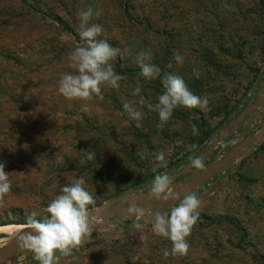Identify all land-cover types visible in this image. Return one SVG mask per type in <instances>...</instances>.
<instances>
[{
  "label": "rangeland",
  "instance_id": "rangeland-1",
  "mask_svg": "<svg viewBox=\"0 0 264 264\" xmlns=\"http://www.w3.org/2000/svg\"><path fill=\"white\" fill-rule=\"evenodd\" d=\"M29 1L40 9L51 8L52 16L59 13L75 32L62 30L47 16L27 19L39 31L36 40L21 45L24 52L21 71L25 80L16 86L27 96L22 101L23 114H31L38 123H33V118L25 121L41 126L47 131L46 137L63 138L64 142L52 149L11 145L7 138L16 137V132L22 129L15 122L16 132L0 136L3 142L0 163L5 165L7 173L24 170L27 173L30 165L46 172L48 168H57L59 163L68 171L72 166L82 172L94 171L96 182L91 194L95 203L88 210L142 190L149 193L148 187L159 172L172 176L190 170V160L203 154L204 145H211L213 138L227 134L225 130L230 124V128L239 125L248 107L264 99V17L259 14L255 0ZM126 2L131 4V16L137 23L122 13ZM89 7L94 13L96 10L102 13L99 17L94 14L89 21L103 26L98 39L120 49L118 56L123 70L136 68L139 72L123 76L119 88L103 85V99H67L58 91V80L65 73L77 74L68 57L83 43L77 13ZM142 50L151 52L149 62L161 69L159 77L146 80L140 75L135 57ZM175 53L183 57L182 65L174 60ZM111 64L116 72V63L111 61ZM194 69L199 72V78L194 76ZM165 73L179 75L193 94L206 97L207 110L195 108L194 112L177 107L169 121L158 128V112L147 105L157 104L158 96L165 91L161 82ZM137 85L141 92L133 96L131 93ZM141 96L146 101L144 105L139 103ZM249 98L252 104L233 121L235 113ZM124 103L132 104L142 113L140 127L124 111ZM200 114L212 136L209 143L203 140L200 131L192 134L193 125L198 129ZM260 119L259 116L257 120H249L260 123ZM3 124L1 129L9 127L4 121ZM39 132L34 126L33 136ZM257 133L264 135V119L254 136ZM159 152L165 154L167 167L154 171L157 164L154 154ZM89 153L92 159H88ZM236 162L232 169L228 168L225 174L195 192L201 202L199 214L204 217H199L187 237L190 244L187 255L163 256L172 243L153 232V220L147 224L142 221L149 209L136 198L137 207H144L143 215L132 219L136 231L90 240L123 229L120 226L128 222L131 212L124 209L122 216L114 217L112 223L98 217L91 222V236L85 237L72 255L61 257L59 264H264V141ZM178 177L173 178L174 183ZM24 192L31 193L28 189ZM112 205L109 214L117 211ZM13 206L0 202V224L25 220ZM172 207L164 213L170 214ZM116 219L119 221L114 223ZM17 225L28 227V224ZM19 232L0 234V249ZM17 264H39V261L29 251Z\"/></svg>",
  "mask_w": 264,
  "mask_h": 264
},
{
  "label": "clouds",
  "instance_id": "clouds-1",
  "mask_svg": "<svg viewBox=\"0 0 264 264\" xmlns=\"http://www.w3.org/2000/svg\"><path fill=\"white\" fill-rule=\"evenodd\" d=\"M95 14L99 17L102 13L91 7L86 11L77 13L79 18V37L83 42L76 46L69 54V61L72 67L77 70V74L65 73L58 80V91L67 99H79L88 101L94 97L103 99L102 86L119 88V81L123 76L116 74L111 61L116 58L119 48H113L105 39H98L103 32V26L90 24L89 21ZM152 58L150 51H140L136 54L135 62L140 68V75L146 80L159 77L161 69L149 61ZM177 64H183V57L179 53L174 54ZM169 68L172 64L168 65ZM194 76L199 78V72L194 69ZM165 89L163 94L158 96V103L152 105L148 103L150 110L158 112L160 123L158 128L169 121L173 110L177 107L186 109L199 108L201 111L207 110L209 101L206 97H199L193 94L185 81L174 73H165L162 78ZM141 87L137 85L133 96L139 95ZM139 103L144 105L145 99L141 96ZM124 111L135 120L136 126L140 127L142 113L136 110L132 104L124 103ZM198 129L192 126V134L197 135ZM143 158L142 153H138ZM157 161L156 168L167 167V159L163 152L154 154ZM88 159H92V154H88ZM191 167L203 171L206 164L203 158L193 157L190 160ZM83 178L77 179L74 183L64 186L61 194L58 195L47 206L46 212L50 213V218L43 220L36 219L38 213L32 212L28 217V226L32 230L21 237V247L30 250L39 264H59L61 257L72 255L73 250L82 243L83 239L91 236L92 224L89 220V205L95 203L93 195L84 187ZM173 177L166 172H159L155 175L152 183L148 187L150 196L157 201H167L174 198ZM9 173L5 171V165L0 163V200L11 191ZM200 200L195 193L186 195L178 205L170 210V214L156 212L152 222L153 232L171 241V249H165L163 256H184L188 254L190 244L187 237L190 236L194 225L199 219ZM130 212H137L143 215L140 209H129Z\"/></svg>",
  "mask_w": 264,
  "mask_h": 264
},
{
  "label": "trees",
  "instance_id": "trees-1",
  "mask_svg": "<svg viewBox=\"0 0 264 264\" xmlns=\"http://www.w3.org/2000/svg\"><path fill=\"white\" fill-rule=\"evenodd\" d=\"M254 4L255 6H258L259 14L264 17V0H255ZM50 11L51 8H48V10L40 9L38 6L33 5L29 0H11L10 3L9 1L6 3L5 0H0V127L4 125L3 121L9 125V127L4 130L0 128V136L13 134L16 129L15 122H18L22 125V129L20 131L18 130V132L15 131L17 134L16 137L7 138V140L11 145H17L19 148L32 146L33 149H52L55 148L58 143L64 142L63 138H55L54 136L46 137L44 133H47V131L42 130L41 126L30 124L25 121L27 118H33V123H38V120L35 119L34 116H30L31 114H23L22 101H24L27 96L22 93L23 91L18 90L16 87L19 82L25 80V74L21 71L24 67L21 54L24 52H22L21 45L36 40L35 35L39 31L34 25H29L31 21L28 22L27 19L36 18L38 16H43L42 18H44L47 16L54 20L62 30L75 33L73 27L65 24L59 13L52 16ZM62 11L64 12V10ZM65 12L68 13L66 10ZM122 13H124L125 17L128 19L137 23L135 18L131 16V4L129 2L125 3ZM112 61L116 63V74L118 75L127 76L139 72V69L136 68L123 70L119 56ZM251 99L249 98L235 113V116L232 118L233 121L240 117L246 108L252 104ZM192 110L194 112L197 111L195 108ZM262 114L264 115V112H262L261 115ZM243 123H246V126H242V136L244 138H253L255 130L260 123L249 121L247 117H245ZM34 126L40 130L35 136L32 134ZM198 129L203 136V140L205 142L210 141L211 134L207 129L206 123L201 114L198 122ZM25 130L28 131L25 132ZM18 133L21 134V137L18 136ZM2 143L3 142L0 139V145ZM237 145V141L231 140L228 144V151L235 149ZM203 147L202 153H205L210 148V144L204 145ZM65 161L68 162L69 159L65 157ZM74 162L75 161H72V163ZM57 168L51 167V169L48 168L45 172L39 167L36 169L34 165H30V170H28L27 173L25 170L9 172V181L12 186L11 191L3 198V200H0V202L8 206L14 205L11 208L23 215L25 220L22 219L14 222H5L1 223L0 226L7 225L8 223L16 225L28 224V217L32 212L39 213L36 219L43 220L46 217L50 218V213L46 212L47 206L53 199L61 194V189L64 186L74 183L77 179L83 178L85 181V189L92 193L96 182L94 171L82 172V169L78 167L80 172H76L78 169L74 166L68 171L63 168V165L60 163L57 165ZM178 174L179 172L172 175V177H175ZM213 179L206 184H209ZM26 182L31 183L26 184ZM23 185L26 186L23 188ZM24 189H28L31 193H25ZM18 204H22V206ZM90 207H92V205H89V208ZM19 209L20 211H18ZM201 216L204 217V215L199 214V217ZM133 223V221H128L120 226L124 229V234H130L137 230Z\"/></svg>",
  "mask_w": 264,
  "mask_h": 264
},
{
  "label": "water",
  "instance_id": "water-1",
  "mask_svg": "<svg viewBox=\"0 0 264 264\" xmlns=\"http://www.w3.org/2000/svg\"><path fill=\"white\" fill-rule=\"evenodd\" d=\"M262 89L264 90V85L262 86ZM254 107H260L261 111L259 110L260 113L258 114V116H260V114L264 112V99L262 101L257 102L256 104L251 105V108ZM260 117L261 119L258 127H260L263 124L264 115L262 114ZM263 141H264V135L256 134L253 138H246L242 145H239L235 149L228 152V154L223 159L206 165V168L203 171L191 167L190 164L189 165L190 170L180 172L177 175V177L184 174L193 173L192 177L187 178L185 180H178L177 182L173 183L174 198L170 197L167 201H157L153 199L149 193H144L142 190L138 194L125 195L123 197L116 198L108 202L105 206H103L105 207L106 220L112 223L114 221V217L119 218L123 214V213H118L112 215L107 213L111 204H117L120 206L127 205L128 207L130 203L129 201L132 202V200H136V198H141L140 203L143 202L144 204H146L143 206L149 209L148 216L142 221L145 224L151 222L156 212L164 213L168 208L178 204L179 201L183 199L186 195L195 193L197 190H199L201 187H203L206 183H208L210 180L215 178L217 175L224 173L229 167L235 164L236 161L242 159L245 155H247L253 149L258 147ZM219 142L220 139L213 138L211 140L210 148L205 153H203L200 156V158H203L205 161V158L212 156L215 153V150ZM98 208H93L91 210H88L89 220L91 222L95 220L91 218V215L98 213L99 211ZM136 209L144 210V207L143 208L137 207ZM130 214L131 215L127 217L128 220L129 219L131 220L135 217L136 218L141 217V215H139L135 211L131 212ZM29 232H32V230L28 226L27 228L22 230L13 240H11L3 248L0 249V264H5L9 259H11L9 264H17L19 258L30 251L20 246L22 243L21 237L23 235L28 234ZM116 234H124V229H120L117 233L105 232L97 236L96 238L90 237V240H101L114 236Z\"/></svg>",
  "mask_w": 264,
  "mask_h": 264
},
{
  "label": "built area",
  "instance_id": "built-area-1",
  "mask_svg": "<svg viewBox=\"0 0 264 264\" xmlns=\"http://www.w3.org/2000/svg\"><path fill=\"white\" fill-rule=\"evenodd\" d=\"M243 121H244V119H243ZM258 134V133H257ZM240 137V138H239ZM238 138V139H237ZM216 139H220V142H219V144H218V146H217V148H216V150H215V153L210 157L211 158V160H209V162H207L208 161V159L207 160H205L204 162H207L208 164H211V163H213V162H215V161H218V160H221V159H223L227 154H228V152H230V151H228V144L230 143V141L233 139V141H237V143H239V145L242 143V139H243V136H242V134H241V130H240V127H238V129L237 130H235L234 131V133H232L231 134V136H224V135H218L217 137H216ZM239 145H237V146H239ZM207 164V165H208ZM137 200V199H136ZM139 200H141V198H139ZM137 201H135V203H136ZM129 205H130V203H129ZM130 220V219H129ZM128 220V221H129ZM119 221V219H116V221L114 222V223H116V222H118ZM130 221H133L132 219L130 220Z\"/></svg>",
  "mask_w": 264,
  "mask_h": 264
},
{
  "label": "crops",
  "instance_id": "crops-1",
  "mask_svg": "<svg viewBox=\"0 0 264 264\" xmlns=\"http://www.w3.org/2000/svg\"><path fill=\"white\" fill-rule=\"evenodd\" d=\"M256 107H254V108H250V107H248V110L245 112L246 114L244 115V119H245V117H247L248 119H250V118H254V119H256L257 120V117H259L258 116V111L260 110V108H259V110H258V107H257V109H255ZM253 115H254V117H253ZM250 121V120H249ZM241 122V121H240ZM241 126V124H239L238 125V123L236 124V126L234 127V128H230L231 127V124L228 126L229 128L227 129L226 128V130L225 131H227V134H225L224 136H231V134L232 133H234V131L235 130H237L238 129V127H240ZM212 137V136H211ZM211 140V139H210ZM232 141H233V139H232ZM244 141V140H243ZM237 162H235V164H236ZM235 164H233L231 167H229L230 169H232V167H234V165ZM228 171V169L224 172V173H222V174H219V175H223V174H225L226 172ZM206 185V184H205ZM204 185V186H205ZM203 186V187H204ZM202 188V187H201ZM200 188V189H201ZM198 191V190H197ZM134 201H136V200H132V202L131 201H129L130 202V205L127 207V205H123V206H120V205H117V204H113L112 206H111V208H116V212H114V213H112V215H115V214H118V213H122V212H124V209H125V211L127 210V211H129V209H135V207H137V203H135Z\"/></svg>",
  "mask_w": 264,
  "mask_h": 264
},
{
  "label": "bare ground",
  "instance_id": "bare-ground-1",
  "mask_svg": "<svg viewBox=\"0 0 264 264\" xmlns=\"http://www.w3.org/2000/svg\"><path fill=\"white\" fill-rule=\"evenodd\" d=\"M98 209H99L98 213L92 214L91 218L92 219H97L98 217H100V218L103 217V219L106 221V218L104 217V215H105V207L102 206V207H99ZM25 228L26 227L23 226V225L8 224V225L0 226V234L7 233V232H12V231H20L21 232ZM18 234H16L15 236H17Z\"/></svg>",
  "mask_w": 264,
  "mask_h": 264
},
{
  "label": "flooded vegetation",
  "instance_id": "flooded-vegetation-1",
  "mask_svg": "<svg viewBox=\"0 0 264 264\" xmlns=\"http://www.w3.org/2000/svg\"><path fill=\"white\" fill-rule=\"evenodd\" d=\"M261 116V115H260ZM239 124H241V128H240V130H242V126L244 127V126H246V123H243V121L241 122V123H239ZM240 138V137H239ZM238 139V138H237ZM244 139H246V138H243L242 139V141L244 140ZM236 141V140H235ZM238 145H239V143H238ZM208 159V161L207 162H209V160H211V158L210 157H208V158H205V160H207ZM207 162H205V164L207 165L208 163ZM192 175H193V173H189V174H184V175H181L180 177H178V180H185V179H187V178H190V177H192ZM174 178V177H173Z\"/></svg>",
  "mask_w": 264,
  "mask_h": 264
}]
</instances>
